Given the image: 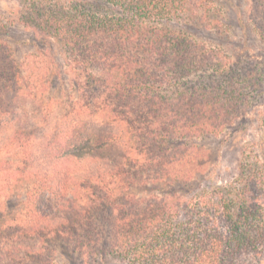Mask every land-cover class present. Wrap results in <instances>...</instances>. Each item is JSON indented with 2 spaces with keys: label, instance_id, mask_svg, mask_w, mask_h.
<instances>
[{
  "label": "trees",
  "instance_id": "1",
  "mask_svg": "<svg viewBox=\"0 0 264 264\" xmlns=\"http://www.w3.org/2000/svg\"><path fill=\"white\" fill-rule=\"evenodd\" d=\"M223 6L216 0H19L14 16L0 17L1 36L11 22L20 23L47 49L58 47L75 87L54 136L17 137L28 150L26 170L42 183L26 190L15 216L0 215V264H56L57 240L79 251L82 264L99 256L125 264H253V258L264 264V145L256 162L241 161L232 181L194 192L192 184L136 191L191 182L208 162L197 139L231 127L246 114L251 93L261 92L252 84L263 85L261 73L233 69L220 58V45L197 37L195 30L208 26L221 32ZM249 11L264 38V0H251ZM13 54L0 39V129L21 120V95L41 101L37 88L60 76L54 55L31 54L50 65L31 73L33 84L24 89L25 61ZM23 125L34 126L35 117ZM2 135L5 146L14 144ZM60 155L86 162L70 171L53 165ZM5 165L2 181L12 169Z\"/></svg>",
  "mask_w": 264,
  "mask_h": 264
},
{
  "label": "rangeland",
  "instance_id": "2",
  "mask_svg": "<svg viewBox=\"0 0 264 264\" xmlns=\"http://www.w3.org/2000/svg\"><path fill=\"white\" fill-rule=\"evenodd\" d=\"M216 1L218 5L224 4L222 15L223 18L225 17V24L221 32L218 33L216 29L212 28L213 26H208L210 28L206 31L195 30L197 33L193 30L191 31L196 33L198 38L202 37L210 41L212 45H220L217 46L219 48L220 58L225 62L229 61L233 63V69H238L239 71L243 68L254 69L256 78L261 73L263 85H258L257 79L252 83L253 86L255 85L258 88V93L259 91L261 92L259 95H255L257 94L255 92L251 93V105L248 107L246 114L236 120L231 127H227L217 135L197 139L208 153V162L204 166L203 171L197 173L191 182H172L170 185L164 182L155 185H139V190L136 188L139 194L142 190H145L143 189L144 187L151 188L157 186L153 188L154 191H162L161 189H167L169 187L186 189L189 186L188 184H192L190 187L193 188L194 192L202 187H209L212 184L215 185L232 181L234 177L239 176L241 161H245V163L256 162L258 160V156L256 155L260 153V147L264 145V38L256 30L252 20L251 11H249V3L251 0ZM18 7L19 0H0V17H4L7 21L6 15L7 17L14 16ZM0 39L10 43L14 53L13 55L19 63L25 61L24 67H22L23 73L20 83V86L24 89L27 88L24 84H33V77H28L31 73L35 76L37 73L48 71V61L44 63L40 56L33 57L30 56L31 54L40 52V54L48 53L49 55H54L56 66L60 72V76L52 78L50 84L37 88L39 89V98L41 101L34 99L24 101L21 95L20 99L17 100L21 104L24 112L21 120L10 122L11 129H7V127L3 128L5 133L3 129H0V135L2 133V136L8 134L11 142L14 143L12 146L7 147L3 142H0V169L5 167L6 163L12 164V169H20L15 173L11 172V169L7 174L8 177L3 176V181L1 174L4 173L0 172V184L6 185V189L0 193V215L15 216L18 210L23 207L26 190L33 189V186H39V183H42V176L39 175L37 177L33 173L35 172L33 169L31 174L26 170L30 169L24 165V161L27 162L28 150L20 147L18 141L24 139V135L26 136L28 132H35L36 137H39L41 133H45L47 138L48 136H54L55 132L53 127H55L59 120L64 118L67 114L66 112L73 106L74 96L72 92L75 91V87L72 77L66 75L64 71V58L60 49L58 47H54L51 50L47 49L50 45L34 34L32 30L25 28L20 23L13 24L11 22L8 32L2 36L0 35ZM225 77L226 75H218L216 80L224 79ZM248 89L250 90V87ZM29 90L35 92L33 87H30ZM24 91L27 92V90ZM40 107L43 109L40 110ZM34 111L36 112L34 113ZM33 117H35L34 126L29 127L23 125L25 121H29ZM17 132L20 134H17ZM19 136H21V139L17 138ZM34 136L30 139L31 142L36 138ZM44 142L41 140L42 145L45 144ZM27 147L28 149L30 148V146ZM84 162L86 161L62 158L60 155L56 157L53 165L62 166L63 168L66 167L70 171L73 169L78 171L80 168H83L82 164ZM261 182H263L262 186L264 187V181ZM10 187L12 189L9 190ZM55 244L57 246L56 264L83 263V257L80 256L79 251L75 252L71 247L70 249L66 248V246H63L64 243L59 240ZM71 257L74 260L70 259ZM250 262L256 264L254 258ZM92 263L125 264L113 256H99Z\"/></svg>",
  "mask_w": 264,
  "mask_h": 264
}]
</instances>
